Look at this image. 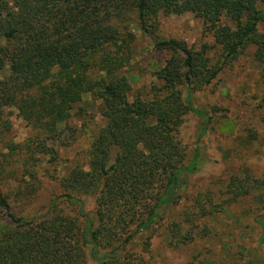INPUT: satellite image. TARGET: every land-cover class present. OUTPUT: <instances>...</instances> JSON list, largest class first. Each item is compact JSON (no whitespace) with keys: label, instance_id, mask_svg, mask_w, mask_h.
<instances>
[{"label":"trees","instance_id":"16d2710c","mask_svg":"<svg viewBox=\"0 0 264 264\" xmlns=\"http://www.w3.org/2000/svg\"><path fill=\"white\" fill-rule=\"evenodd\" d=\"M259 2L0 0V130L11 129L5 112L15 111L45 137L35 149L52 156L56 151L45 140L59 143L66 131L73 139L77 131L70 123L83 116L90 104L85 98L98 103L103 123L89 133L86 166L65 173L61 194L43 215L17 217L0 190V210L10 221L0 226V264H87L89 258L96 264H142L143 259L123 254L136 241L148 253L153 230L161 229L166 245L176 248L206 238V220L243 199L264 207V174L246 169L230 176L218 197L200 194L192 208L171 221L164 218L181 201L185 175L197 165V155L185 164L178 139L183 117L192 113L203 119L199 139L210 131L212 118L195 108L193 93L208 88L224 65L248 49L264 72ZM185 14L202 21L221 63L210 60L207 46L195 50L159 37L160 17ZM127 23L134 24L133 31ZM134 30L168 55L153 74L160 87L148 94H133L126 73ZM220 124L225 133L229 120ZM7 148L16 152L21 146ZM34 175L28 173L30 179ZM34 188L29 186L30 194ZM88 198L92 215L85 209Z\"/></svg>","mask_w":264,"mask_h":264},{"label":"rangeland","instance_id":"374dc122","mask_svg":"<svg viewBox=\"0 0 264 264\" xmlns=\"http://www.w3.org/2000/svg\"><path fill=\"white\" fill-rule=\"evenodd\" d=\"M258 6L264 11V0H260ZM125 26L133 31L134 24ZM134 33L136 38L131 45V61L126 73L133 94H148L154 85L160 87L153 74L164 67L168 55L155 50L152 41L139 31L134 30ZM158 35L161 39L180 40L195 50L207 46L210 60L219 61L218 47L204 31L202 21L191 14L160 17ZM183 95L185 97V92ZM85 99L90 104L85 107L83 116L70 123L71 129L77 131L73 139L72 131H66L59 143L45 140L48 149L56 151L52 156L35 149L44 136L18 118L17 112H5L11 129L0 130V190L7 195L17 217L43 215L51 201L61 194L59 181L65 173L74 165L86 166L89 133L97 131L103 123L97 115L98 103ZM192 102L196 109L212 118L210 131L199 139L203 119L192 113L183 117L178 139L185 149V164L197 155V165L185 175L181 201L165 213V222L192 208L200 194L212 193L218 197L230 176L241 175L246 169L257 177L264 174V72L254 61L253 49L224 65L208 88L193 93ZM224 118L230 124L222 133L220 123ZM10 145L21 148L10 152L7 148ZM8 173H13L14 177ZM28 173H35L33 179ZM32 185L34 193L30 194ZM85 209L90 215L95 211L89 198L85 200ZM9 222L0 210V226ZM205 224L210 230L206 238L173 248L166 245L161 229H157L151 233L148 253L144 252L141 241H136L123 255L141 258L142 264H264V207L261 203L243 199L226 207L224 214L209 217ZM87 264L96 263L89 258Z\"/></svg>","mask_w":264,"mask_h":264}]
</instances>
